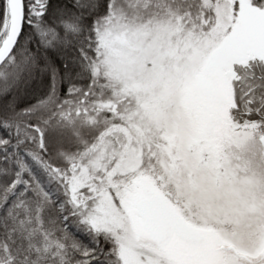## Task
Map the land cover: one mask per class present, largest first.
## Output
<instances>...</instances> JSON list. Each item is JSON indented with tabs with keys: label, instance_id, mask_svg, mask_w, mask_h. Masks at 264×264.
Wrapping results in <instances>:
<instances>
[{
	"label": "snow or ice",
	"instance_id": "1",
	"mask_svg": "<svg viewBox=\"0 0 264 264\" xmlns=\"http://www.w3.org/2000/svg\"><path fill=\"white\" fill-rule=\"evenodd\" d=\"M0 264H264V0H0Z\"/></svg>",
	"mask_w": 264,
	"mask_h": 264
}]
</instances>
